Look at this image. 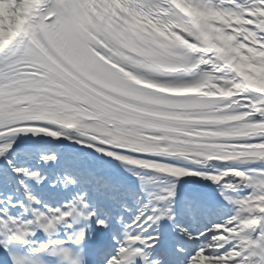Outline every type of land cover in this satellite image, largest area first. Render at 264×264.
<instances>
[{
    "label": "snow or ice",
    "instance_id": "6c2138e0",
    "mask_svg": "<svg viewBox=\"0 0 264 264\" xmlns=\"http://www.w3.org/2000/svg\"><path fill=\"white\" fill-rule=\"evenodd\" d=\"M0 264H264V0H0Z\"/></svg>",
    "mask_w": 264,
    "mask_h": 264
}]
</instances>
